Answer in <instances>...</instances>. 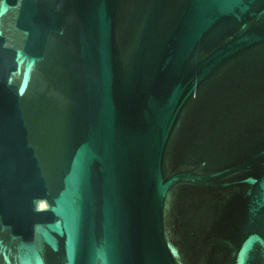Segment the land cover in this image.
Segmentation results:
<instances>
[{
  "label": "water",
  "instance_id": "obj_1",
  "mask_svg": "<svg viewBox=\"0 0 264 264\" xmlns=\"http://www.w3.org/2000/svg\"><path fill=\"white\" fill-rule=\"evenodd\" d=\"M0 264H264V0H0Z\"/></svg>",
  "mask_w": 264,
  "mask_h": 264
}]
</instances>
